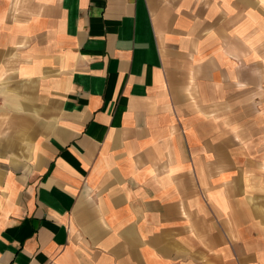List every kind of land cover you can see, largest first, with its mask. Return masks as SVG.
Here are the masks:
<instances>
[{"label": "crops", "instance_id": "1", "mask_svg": "<svg viewBox=\"0 0 264 264\" xmlns=\"http://www.w3.org/2000/svg\"><path fill=\"white\" fill-rule=\"evenodd\" d=\"M0 264H264V0H0Z\"/></svg>", "mask_w": 264, "mask_h": 264}]
</instances>
